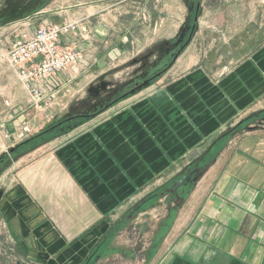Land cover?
<instances>
[{
	"label": "crops",
	"instance_id": "0c3cea01",
	"mask_svg": "<svg viewBox=\"0 0 264 264\" xmlns=\"http://www.w3.org/2000/svg\"><path fill=\"white\" fill-rule=\"evenodd\" d=\"M52 3L56 16L41 15L38 25L76 19L92 31L86 41L63 36L62 45L80 50L92 68L119 58L118 42L104 50L110 13L99 8L91 23L88 13H70L83 0ZM217 42L211 40L204 67L194 57L173 82L152 85L70 137L54 152L56 162L44 164L51 178L13 177L34 206L35 232L25 248L31 261L79 264L96 248L95 264H105L106 254L111 264H264V18L254 15L237 35ZM187 49L196 52L192 43ZM59 77L66 89L75 86L77 74ZM247 118L245 131L214 146ZM195 162L203 166L199 179L172 204L162 188L178 185ZM137 204L141 209L128 217ZM58 251L68 256L57 259Z\"/></svg>",
	"mask_w": 264,
	"mask_h": 264
},
{
	"label": "rangeland",
	"instance_id": "374dc122",
	"mask_svg": "<svg viewBox=\"0 0 264 264\" xmlns=\"http://www.w3.org/2000/svg\"><path fill=\"white\" fill-rule=\"evenodd\" d=\"M52 1L54 0H0V156L9 155L10 148L45 130L49 124L68 115L72 108L79 107L82 101L88 99L87 89L98 80L104 78L119 83L127 79L133 69L130 66V61L149 50L156 52L158 46L164 41L174 39L188 13L186 0H83L86 4L80 8H72L70 13H88L90 17H86V20L91 23L97 20L96 15H91L97 14L95 12H99L100 9H104V13H110L114 21L110 18L112 27H110L107 36L108 41L103 45L104 50H107L117 45L118 42L116 50L119 58L113 64L101 67L92 68L91 62L88 63L87 71H84L83 68L77 73L75 86L70 85V89L64 88L58 95L56 105L50 109L42 110L32 106V100L28 93L7 63L6 53L18 32L25 28L23 23L27 22L32 27L33 24L38 25L41 22H36L37 17L41 15L56 16L51 9ZM197 1L199 2V12L191 42L196 52H189L188 49L183 52L180 56L183 59L178 62L179 65H174L159 80L160 82H156L153 85L155 89L173 82L182 72L192 68L194 57H198L196 66L204 67L205 63L210 61L205 56L210 51L212 39L218 41L216 44L219 47L220 40L231 34L237 35L254 15L259 14L264 18L263 0ZM95 3L98 4V7ZM43 10L47 12L34 16L36 12ZM26 18L28 21H25ZM88 32L91 39L92 31L89 28ZM182 60L183 63H181ZM68 90L69 92H67ZM122 105L113 110L122 109L124 107ZM90 121L84 127L82 125L85 122H81L77 129L68 134L69 136L47 140L37 146H28V151L24 152L27 154L11 157L13 162L9 169L3 170L5 173H2V177L6 176L8 179L20 177L26 179L27 183L28 178L38 183L43 181L40 179L51 178V174L48 173L44 164L56 162L54 152L70 137L96 123ZM261 121V124L264 125V118ZM24 125L28 127L29 132L24 131ZM246 127L244 125L243 131ZM151 221L153 219L147 222ZM10 230L9 235L3 233V221L0 217V264H15L17 260L24 264H32L33 256L26 250L29 248L24 244L25 241L21 243L22 247L26 249L21 248L22 251L16 249V242L19 238L22 240L18 233L17 223ZM2 238L8 243L5 246L2 244ZM28 243L31 244L29 240ZM87 255L79 264L85 263ZM66 256L68 255L63 251L56 252L57 259L66 258ZM105 256L103 258L105 261L108 258L105 264H111L112 255L106 254ZM87 264H95V262L91 260Z\"/></svg>",
	"mask_w": 264,
	"mask_h": 264
},
{
	"label": "flooded vegetation",
	"instance_id": "af4514ba",
	"mask_svg": "<svg viewBox=\"0 0 264 264\" xmlns=\"http://www.w3.org/2000/svg\"><path fill=\"white\" fill-rule=\"evenodd\" d=\"M186 2L188 13L174 39L164 41L158 46L156 52L149 50L133 58L130 61V66L133 67L132 72L124 81L114 83L103 78L90 86L87 89L88 99L82 101L79 107L72 108L68 115L62 116L57 121L49 124L43 130L44 133L40 134L36 140L37 144H42L51 139L66 137L70 132L78 128L80 122L87 123L93 120L111 107L147 90L162 79L175 65L178 58L192 41L194 34L193 26L196 24L198 18L199 3H197V0H186ZM28 146L31 147V145L17 144L13 152L9 151V155L0 156V217L3 221V233L9 235L11 233L10 228L17 223L18 233L21 235L22 240L19 238L15 245L16 249L21 251V248H25L22 247L21 242L25 241L24 244L29 246L28 240L31 243L33 233L35 232L36 217L34 206L28 194L18 184L6 176L2 177V175L5 173L3 170L5 168L9 169L13 162L11 157L27 154L24 152L28 151ZM202 168L203 166H200V164H194L182 173L181 178H192L196 173L199 174ZM192 184L194 183L190 180L187 182L185 188L180 189L177 187L174 189L177 186V182H173L170 186L162 188L163 190L160 193L170 200L172 204L176 205L181 202L187 193V187ZM141 207L140 204H137L134 208L138 209L136 211L130 210L127 216L132 217ZM158 238L159 234H155L150 248L154 247ZM1 240L4 246L8 244L5 239L2 238ZM98 257L97 250H94L88 255L87 259L96 262ZM15 264L24 263L17 260ZM32 264L37 263L33 261Z\"/></svg>",
	"mask_w": 264,
	"mask_h": 264
},
{
	"label": "built area",
	"instance_id": "2783aa9c",
	"mask_svg": "<svg viewBox=\"0 0 264 264\" xmlns=\"http://www.w3.org/2000/svg\"><path fill=\"white\" fill-rule=\"evenodd\" d=\"M46 12L38 11L34 16ZM23 24L25 28L9 45L6 60L32 100V106L47 110L56 105L58 95L68 84L59 76L77 74L89 65L80 50L62 45L61 38L78 34L81 40L86 41L88 28L76 19L58 24L41 23L34 30L29 23ZM24 131L29 132L27 126Z\"/></svg>",
	"mask_w": 264,
	"mask_h": 264
},
{
	"label": "trees",
	"instance_id": "16d2710c",
	"mask_svg": "<svg viewBox=\"0 0 264 264\" xmlns=\"http://www.w3.org/2000/svg\"><path fill=\"white\" fill-rule=\"evenodd\" d=\"M197 3H199V2L197 1ZM260 115L264 116V110L260 112ZM250 119H252V118H249V119L247 118L246 120H244L243 122L239 123L237 126H235L234 128H232L231 130H229L228 132H226L224 135H222V136L220 137V139H219L218 141H215L214 146L220 148V147L223 145V143H224V141H225V139H226L227 137H229L230 135H233V134H235V133H238V132H240L242 129H244V125H245V123L248 122ZM80 123H81V122H80ZM80 123H79V124H80ZM82 123H83V121H82ZM79 124H78V125H79ZM43 133H44V131H41V132L37 133L36 135H34V136H32V137L26 139L25 141H23V142L21 143V145H34V146H37L38 144H37L36 140L39 138L40 134H43ZM229 134H230V135H229ZM227 135H228V136H227ZM214 157H215V155H214ZM194 164H196V162L193 163V165H194ZM156 196H157V191L154 192V193H152V194H150V195L148 196V198H149V199H150V198L152 199V198H154V197H156ZM103 244H104V243H103V240H102V241H101V245H100V243H99V244L97 245V248L99 249L100 246H101V248H102ZM94 250H96V248H94L90 253H92ZM97 252H98V251H97ZM88 262H89V259H86L84 264H87Z\"/></svg>",
	"mask_w": 264,
	"mask_h": 264
},
{
	"label": "water",
	"instance_id": "95a60500",
	"mask_svg": "<svg viewBox=\"0 0 264 264\" xmlns=\"http://www.w3.org/2000/svg\"><path fill=\"white\" fill-rule=\"evenodd\" d=\"M195 30H196V24L193 26V31H195ZM14 150H15V147H12L9 149L10 152H13ZM200 175H201V172L199 174L196 173L195 176H193L192 178L191 177H186V178L183 177L179 180L178 185L184 183V181L189 182L190 180H192V182L195 183L199 179ZM178 185L174 189H176L178 187ZM177 204H179V203H177ZM148 253H150V252H148Z\"/></svg>",
	"mask_w": 264,
	"mask_h": 264
}]
</instances>
